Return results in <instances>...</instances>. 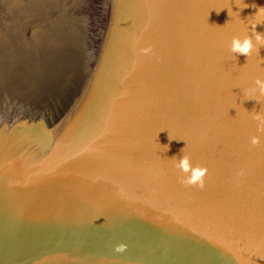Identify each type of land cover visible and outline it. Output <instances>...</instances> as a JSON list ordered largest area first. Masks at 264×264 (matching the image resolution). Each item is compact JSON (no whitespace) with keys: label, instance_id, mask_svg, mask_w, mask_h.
Segmentation results:
<instances>
[{"label":"water","instance_id":"1","mask_svg":"<svg viewBox=\"0 0 264 264\" xmlns=\"http://www.w3.org/2000/svg\"><path fill=\"white\" fill-rule=\"evenodd\" d=\"M261 7L0 0V264H264Z\"/></svg>","mask_w":264,"mask_h":264},{"label":"clouds","instance_id":"2","mask_svg":"<svg viewBox=\"0 0 264 264\" xmlns=\"http://www.w3.org/2000/svg\"><path fill=\"white\" fill-rule=\"evenodd\" d=\"M264 14V7L259 8L256 15ZM257 24L253 25V29H255ZM256 40L258 42L264 43V39H262L261 34H256ZM233 52H238L244 56H249L253 50V43L251 39H245L243 43L238 39L233 40ZM142 53L146 56L153 55V49L151 47L143 48ZM256 83L259 85V93L260 96H264V81L257 80ZM253 119L258 122L257 129L261 133V136H264V112L254 115ZM261 136H253L251 138V144L253 146H258L262 143ZM182 152L184 149L181 150ZM178 169L184 174L181 179V183L185 186H198L200 189L205 188V177L207 174L206 168L201 167H193L190 163V158L187 155H184L182 159H180L179 163L176 165ZM240 176H243L244 173L241 171L239 173ZM127 250V245L120 244L115 248V251L118 253H124Z\"/></svg>","mask_w":264,"mask_h":264}]
</instances>
